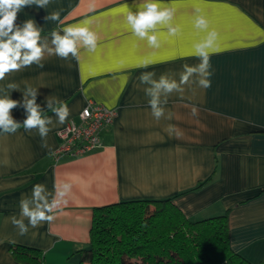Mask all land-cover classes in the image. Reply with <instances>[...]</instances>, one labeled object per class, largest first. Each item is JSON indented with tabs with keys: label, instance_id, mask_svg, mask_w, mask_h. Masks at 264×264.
Returning a JSON list of instances; mask_svg holds the SVG:
<instances>
[{
	"label": "crops",
	"instance_id": "obj_1",
	"mask_svg": "<svg viewBox=\"0 0 264 264\" xmlns=\"http://www.w3.org/2000/svg\"><path fill=\"white\" fill-rule=\"evenodd\" d=\"M161 2L175 10L179 31L169 36L159 27V48L135 37L126 23L128 7L135 12L142 0H50L45 8L26 6L18 13L16 24L33 20L49 47L51 32L69 25L88 27L98 41L94 52L80 46L79 59L46 54L43 67L33 64L0 80V96L21 102L26 87L36 88V103L54 121L48 147L35 129H24L23 107L11 111L21 123L16 133H0V264H35L14 256L17 244L38 248L42 264H77L76 251L89 242L94 207L171 196L190 219L227 211L230 247L264 264V0ZM197 8L218 33L211 87L183 85L182 93L168 97L165 118L156 120L138 77L155 72L156 79L167 74L179 81L183 65L199 63L192 46L205 33L193 26ZM52 13L60 20L45 19ZM9 83L18 87L8 89ZM48 97L68 105L64 124L47 109ZM88 99L116 110L101 130L100 146L55 159L58 130L70 120L79 122ZM61 182L72 185L68 203L52 222L20 235L11 220L21 218L20 199L30 197L36 184L54 192Z\"/></svg>",
	"mask_w": 264,
	"mask_h": 264
},
{
	"label": "clouds",
	"instance_id": "obj_2",
	"mask_svg": "<svg viewBox=\"0 0 264 264\" xmlns=\"http://www.w3.org/2000/svg\"><path fill=\"white\" fill-rule=\"evenodd\" d=\"M50 0H0V80L15 71L30 67L33 64L43 67L42 61L45 55H56L67 60L69 56L79 59V47L83 46L90 52L97 47L98 36L86 26L69 25L60 31L51 32V45L47 41L41 42L42 29L33 20H26L22 24H16L18 13L26 6L35 5L38 8H45ZM193 26L198 32L205 35L193 44V53L199 59V63L189 66L183 65V71L179 75V81L167 74H161L155 78V72H142L138 77L141 84L146 85L145 94L151 114L156 120L165 118L166 110L164 105L168 97L173 93H182L183 85L190 82L197 83L199 87L207 89L211 87L210 57L219 51L218 33L211 28L209 19L196 9ZM175 10L163 4L161 0H142L134 12L129 7L126 13V23L132 34L140 40H146L149 47H160L159 27L167 28L169 36H175L178 26H173ZM46 20H60L59 13H52L45 17ZM82 24H88L83 21ZM61 32L63 34H61ZM142 67H148L145 63ZM18 86L9 83L8 89L15 90ZM37 89L31 86L26 87L23 92V100L11 99L6 93L0 96V133L14 134L21 126L11 115V111L17 107H23L26 118L23 120V127L27 131L35 129L41 139L45 141L42 147H48L46 138L54 126L52 117L43 115L44 110L36 103ZM56 105L55 107L53 105ZM47 109L55 115V122L64 124L70 115L68 105L56 98L48 97L46 100ZM196 109L193 108V115ZM171 119V113L167 114ZM168 131L172 134L175 129L169 126ZM72 185L68 182H61L54 185V192H49L44 184L33 186L30 197H22L19 201L20 219L15 216L11 218L12 223L19 229L20 235H26L31 228L39 227L43 222H52L62 210V206L68 203L67 197L71 194ZM27 219L28 224L24 223Z\"/></svg>",
	"mask_w": 264,
	"mask_h": 264
},
{
	"label": "trees",
	"instance_id": "obj_3",
	"mask_svg": "<svg viewBox=\"0 0 264 264\" xmlns=\"http://www.w3.org/2000/svg\"><path fill=\"white\" fill-rule=\"evenodd\" d=\"M173 199L139 198L94 207L88 245L76 251L78 264H253L229 245L227 211L190 219ZM12 253L42 264L38 248L17 244Z\"/></svg>",
	"mask_w": 264,
	"mask_h": 264
},
{
	"label": "built area",
	"instance_id": "obj_4",
	"mask_svg": "<svg viewBox=\"0 0 264 264\" xmlns=\"http://www.w3.org/2000/svg\"><path fill=\"white\" fill-rule=\"evenodd\" d=\"M116 110L88 99L79 112V122L68 121L57 132L59 143L52 156L57 159L62 154L78 155L89 152L101 144V130L109 126Z\"/></svg>",
	"mask_w": 264,
	"mask_h": 264
},
{
	"label": "rangeland",
	"instance_id": "obj_5",
	"mask_svg": "<svg viewBox=\"0 0 264 264\" xmlns=\"http://www.w3.org/2000/svg\"><path fill=\"white\" fill-rule=\"evenodd\" d=\"M77 264H78V262H77Z\"/></svg>",
	"mask_w": 264,
	"mask_h": 264
}]
</instances>
